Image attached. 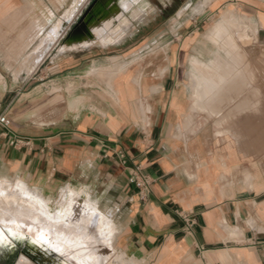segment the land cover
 Listing matches in <instances>:
<instances>
[{
    "label": "crops",
    "instance_id": "crops-1",
    "mask_svg": "<svg viewBox=\"0 0 264 264\" xmlns=\"http://www.w3.org/2000/svg\"><path fill=\"white\" fill-rule=\"evenodd\" d=\"M69 1L0 0V114L10 119L0 124V175L19 174L53 202L67 185L90 194L114 221L117 251L138 264H264V76L248 91L249 76L230 75L220 90L197 96L193 57L210 62L213 49L193 36L209 14L184 5L179 25L158 28L176 41L143 42L132 59L123 39L106 53L97 43L61 50L80 28L69 34L67 21L34 63L51 29H40L41 11L51 20L53 4ZM214 2L237 5L264 51V0ZM121 63L113 88L90 74ZM75 81L84 91L71 94ZM137 166L148 188L131 182ZM184 214L194 219L190 230Z\"/></svg>",
    "mask_w": 264,
    "mask_h": 264
},
{
    "label": "bare ground",
    "instance_id": "bare-ground-1",
    "mask_svg": "<svg viewBox=\"0 0 264 264\" xmlns=\"http://www.w3.org/2000/svg\"><path fill=\"white\" fill-rule=\"evenodd\" d=\"M136 1L137 3L140 2V0ZM130 2V0H120L122 5ZM118 6V3L114 0H100L71 39L73 41L85 40L91 29L97 26L100 27L102 21H106L109 24L111 13L116 12ZM138 9L143 11V6H139L136 9L134 6L132 8L134 10L133 16L139 14ZM234 15V11L231 9L224 11L221 20L208 29V35L206 36L214 33L216 35L215 44L220 46V50L213 51V57L210 56L212 61L204 62L198 56L193 57V66L188 74L197 96H201V92L220 90L224 86L223 83L227 76L232 75L233 77L243 74L238 66H230L226 61L227 59H239L233 50L240 46L237 41H241V38L245 40L248 37L245 30L232 31L235 19L238 20V18H234ZM254 21L255 23L258 22ZM130 24L131 20L129 17H121L120 21L111 28V36L116 40L118 39L117 41L123 39L127 30H129ZM254 25L256 26V24ZM112 70L111 68L102 69V67L96 69L95 67L90 71V74L100 73L109 76L113 73ZM115 70L120 71L119 67ZM106 83L109 84L108 82ZM231 103L233 104V101ZM77 194L76 192L65 193L63 197L64 203L53 210L48 204V198L28 187L25 181L16 179L11 184L0 182V237H2L0 239V248L20 243L33 255L32 258L20 251L15 264H105V261L112 256L113 252V246L109 240L112 232L111 219L93 201Z\"/></svg>",
    "mask_w": 264,
    "mask_h": 264
},
{
    "label": "rangeland",
    "instance_id": "rangeland-1",
    "mask_svg": "<svg viewBox=\"0 0 264 264\" xmlns=\"http://www.w3.org/2000/svg\"><path fill=\"white\" fill-rule=\"evenodd\" d=\"M95 1L96 0H70L69 2H65L63 4L62 3H54L53 6H54V11H55V15H54L55 17L51 20L43 18L42 17L43 16L42 11L40 10L41 11V13H40L41 15L39 18L40 29L43 26H44V28L47 27V29H50V28L51 29L48 31V33L45 36L41 35L39 37L40 46L38 48H34V50H33L34 63H36L38 61V57L36 58V56H38L40 52H41V54H44L45 51L47 49H49L48 48L49 41L53 38L54 34L57 32L59 27L61 28V30H62V28L68 27V25H66L65 23L67 21H70L69 22V26L71 25V29L69 30V34H70L71 32L73 33V31H75V29L77 30V28L80 27V25H82L81 20H82L83 16L87 12L89 14L93 10V8H94L93 6H95L100 0H98L97 3H95ZM114 1L117 2L119 6H118V10L116 12L111 13L110 19H109L110 20L109 24H107L106 21H102L100 24V27L97 26V27L91 29L87 39L82 40V41L79 40L80 42L79 41H73V42L67 41L64 45H62L61 50H65L67 48H76L79 45L90 46L92 44L97 43L100 46L103 45L102 46V48H104L103 52L106 53V52L110 51L109 47L112 48L110 44H115V43H118L120 41L122 42V39L119 41H117L118 39L117 40L114 39L110 34V30L115 24H117L120 21L121 17L126 16V17L130 18L131 24L133 26L130 24L129 30H127L126 35L124 37L125 39L123 38V42H124L123 48H128V47L131 48V50H128L127 55H130L131 56L130 59H132L135 57V54L139 52L138 47L143 42H145L147 44L148 43H158L164 39H167L166 41H168V42L169 41H176V36L173 34H168L165 36L158 34V28L159 27L172 28V27L179 25L175 13H176V10H178V7H182L184 5L183 9H184L185 13L194 12L195 14H197V13H201V12L203 13L204 12L205 14L206 13L209 14V16H208L209 19L202 21V23L199 24V30H197V32L194 34L193 38L194 39L196 38L197 41H199L200 43H208L210 48L213 49V51H217V50H220L219 49L220 46L215 44L216 43V35L214 33H212V34H209V36H206V35H208V29L214 23L219 22L221 20L222 13L224 11H227L228 9H231L233 11H234V9H238L237 5H227V3L216 8L217 3H215V2L212 3V0H142V1L140 0L139 3H137L136 0H130L131 1L130 3H125L124 5H122L120 3V0H114ZM213 1H216V0H213ZM134 6H135V9L138 8L139 6H143V11H140V9H138L139 14L136 16H133L134 10H132V8ZM91 8H92V10H90ZM234 14H235L234 18H238V20L235 19L234 27H233L232 31L233 30L234 31L245 30V32L248 35V37L245 40L241 38V41L240 40L237 41L238 45L240 44V46H238V48L236 50H233V51H234L235 55H237V58H239L241 60H248L247 66H242V68L241 67H239V68L241 69V72L243 74H246L247 76H249L248 77L249 80H252L251 83L247 84V87H248L247 90L251 91V89L253 90V88L249 87V86H256L257 85L254 82V80H256V76L257 75H263L264 76V67L254 66V65H250V64L251 63L253 64V61L255 59H261V58L264 59V51L260 52V51H257L255 49L256 44H257L256 43L255 28L253 26L252 27L245 26L244 20L240 19V17L235 12H234ZM139 15H141V16H139ZM142 15H143V17H142ZM199 16H203V15L199 14ZM140 18H142V19H140ZM182 21H184V20H181V22ZM179 22H180V20H179ZM96 28H98V29H96ZM106 29H107V31H106ZM107 32H108V34H106ZM109 39L111 40L110 42H109ZM28 51L30 52V50H28ZM213 51L208 52L209 54H212V56L210 55L211 57H213ZM114 52L119 53L120 51L115 50ZM30 54H31V52L29 53V55ZM126 66L127 65L125 63H121L115 67L114 66L111 67V69H113L112 70L113 73H111L109 76H106V75L100 74V73L94 74V75H98L102 79L104 78L103 80L108 82L110 85L113 78L118 73V70H115V69H117V67H119V70L121 68L123 70H125ZM122 69L120 71H123ZM249 69H250V71H249ZM98 72H100V70H98ZM250 72H251V74H250ZM106 77L110 82L106 79ZM67 85H68V87H66L67 92H71V94L75 90L76 91H84L83 86L78 87L79 82H77V81H75V83L71 82ZM55 87H56L55 90L59 91L56 93V95H58V96L60 95V97H61L62 92H63L62 86L56 84ZM16 179H21V180L25 181L27 183L28 187L38 191L40 194H42L43 196L48 198V204L51 207V209H53V210L58 208L62 203H64L63 197H64L65 193L76 192V193H78L77 194L78 196L80 195L81 197H83L81 192H79L76 189L72 188L71 186L67 185V186H64L61 188L59 196L58 197L56 196L57 198H55V202H53V199L51 197H48L43 193V189L41 186L31 184L28 180H26L25 178H23L19 174H15L14 176H11V177L6 173H3L0 175V182H2V183L11 184L12 181H14ZM44 185H46L45 182L43 183V186ZM84 198L90 199L91 201H93L95 203V205L97 207H99L98 203L94 199L91 198L90 194H88ZM106 213L112 219L111 215L108 212H106ZM112 221H113V219H112ZM110 224H111L112 232L109 236V240L111 242V245L113 246V252H112V256L108 260L105 261V264H138L137 261H135L133 259L129 260L123 253L117 251L116 246L114 244V237H115L117 228L114 224V221H113L114 225L112 224V222ZM18 245L19 244H14L15 247H19ZM18 255H19V252L14 257L10 258L11 255L4 257L0 253V264H2L1 259L6 260L5 262L7 264H15L16 263L15 261H17V259H18ZM1 256H2V258H1Z\"/></svg>",
    "mask_w": 264,
    "mask_h": 264
},
{
    "label": "built area",
    "instance_id": "built-area-1",
    "mask_svg": "<svg viewBox=\"0 0 264 264\" xmlns=\"http://www.w3.org/2000/svg\"><path fill=\"white\" fill-rule=\"evenodd\" d=\"M0 124H2L4 126L10 125V119L7 117L6 114H0ZM130 180H131V182H135L141 188H148L150 185L149 176L144 175L141 172L140 166H137L135 168V171L132 173ZM183 217L186 221V228L188 230H190L194 224V219L191 216H189L188 214H184Z\"/></svg>",
    "mask_w": 264,
    "mask_h": 264
},
{
    "label": "water",
    "instance_id": "water-1",
    "mask_svg": "<svg viewBox=\"0 0 264 264\" xmlns=\"http://www.w3.org/2000/svg\"><path fill=\"white\" fill-rule=\"evenodd\" d=\"M97 1L98 0H96L95 3H97ZM90 10H92V8ZM87 15H88V12L83 16L81 22H83V20L87 17ZM17 244H19L18 245L19 247H15L14 244H10V245H6L5 247L0 248L1 255L4 257L11 255L10 258H12L16 254H18V252L20 253V251H22V252L26 253L27 255H29L30 257L33 258V255L29 252V250H27V248L23 247L20 243H17ZM2 256H1V258H2ZM34 259L36 261H38L36 258H34ZM5 261L6 260L1 259L2 264H7Z\"/></svg>",
    "mask_w": 264,
    "mask_h": 264
},
{
    "label": "snow or ice",
    "instance_id": "snow-or-ice-1",
    "mask_svg": "<svg viewBox=\"0 0 264 264\" xmlns=\"http://www.w3.org/2000/svg\"><path fill=\"white\" fill-rule=\"evenodd\" d=\"M0 239H2V237H0Z\"/></svg>",
    "mask_w": 264,
    "mask_h": 264
}]
</instances>
